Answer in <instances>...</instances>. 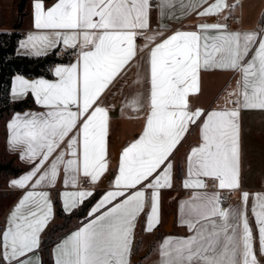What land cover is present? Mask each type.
I'll use <instances>...</instances> for the list:
<instances>
[{
    "label": "snow or ice",
    "instance_id": "snow-or-ice-1",
    "mask_svg": "<svg viewBox=\"0 0 264 264\" xmlns=\"http://www.w3.org/2000/svg\"><path fill=\"white\" fill-rule=\"evenodd\" d=\"M150 7V0H57L45 9L42 0H35L34 27L47 33L29 34L21 46L41 55L63 43L79 48V55L76 63L56 68L55 82L16 77L13 95L31 92L47 111L17 114L8 124L9 144L23 149L21 158L39 160L32 172L12 181L13 186L23 188L37 176L32 188L45 181L54 183L61 165L66 184L75 183L81 170L93 183L100 179L107 169L108 114L98 101L136 57L135 38L148 29ZM225 7L233 6L215 0L198 14L215 15ZM199 29L177 31L151 47L143 133L124 151L115 182L121 190L108 192L90 215L122 199L58 245L56 264H129L131 234L143 211L146 190H152L147 227L151 231L159 222V189L172 186L169 157L190 125L202 117L201 143L188 155V178L183 184L194 191L189 201L181 203V212L186 210L188 217L182 222L192 235L165 239L161 264H260L247 216L249 193H242V207L235 210L221 207L219 192L200 190L208 187V179L218 189L240 187L239 110H264V32H228L224 24H202ZM210 29L218 34L208 36ZM160 35L145 39L151 43ZM212 68L241 72L240 98L230 101L235 108L205 114L202 109H191L189 96L200 90V71ZM130 103L138 110L143 107L137 99ZM65 143L67 151L58 152ZM66 154L73 159L65 160ZM138 185L139 190L126 194ZM90 195L88 191L63 193L66 210ZM51 213L47 192L28 191L19 201L9 226L0 233L9 264H31L21 258L39 247V234ZM252 213L259 251L264 255V194H255Z\"/></svg>",
    "mask_w": 264,
    "mask_h": 264
},
{
    "label": "crops",
    "instance_id": "crops-1",
    "mask_svg": "<svg viewBox=\"0 0 264 264\" xmlns=\"http://www.w3.org/2000/svg\"><path fill=\"white\" fill-rule=\"evenodd\" d=\"M20 0H0V32L11 31L14 22L19 15L18 5ZM45 9L52 7L57 0H42ZM215 0H159L156 7H150L148 29L144 30V35H138L135 38L137 47V55L130 62L126 70L118 76L108 89L101 95L98 104L103 107L108 114V132L106 137V162L107 169L101 175L100 179L93 183L91 189L83 187L80 182V176H84L82 170L76 174L75 183H65V171L63 165L60 166L59 173L54 183L43 182L36 188H32V184L37 177H33L32 181L21 188L13 186L12 181L19 180L21 177L32 172L39 160H29L28 158H21L23 149L21 147L13 148L9 144V129L8 124L17 115H24L25 113H44L47 109L36 102L35 96L28 92L24 96H14L12 93L13 84L17 76H21L29 81L34 80H47L55 82L58 77L55 75L57 67H67L77 62L79 55V48L65 47L63 43L57 44L53 48L44 50V54L36 55L34 50L22 47V42L25 41L29 34L47 33V30H38L34 27V4L35 0L26 1L25 15L23 16V24L21 28L22 37L18 41L17 53L29 56H43L61 49L68 51V57L63 61H59L50 65L49 70L51 76L38 75L29 76L17 73L12 78L10 87V98L12 100H22L29 95L34 100V107L27 108L22 111H16L10 115H6L0 120V151L1 156L5 160L8 156H15L16 161L20 164L26 165L27 169L19 175L4 174L2 184L0 183V192H7L12 195V199L3 211L2 220L4 223L5 231L9 226V218L13 210L16 208L19 201L24 197L28 191L47 192L48 199L51 202L52 213L44 227L43 231L39 234V247L33 252L29 253L27 257L21 259L30 260L31 264H42V255L40 251L41 237L43 232L48 228L49 224L55 219V205L54 195H58L61 204L66 212H71L82 204L90 196L84 198L82 202L77 201L74 207L66 210L65 192H79L88 191L92 194L97 190H102L99 197L94 201L85 217L78 219L76 224L68 231L59 241L52 247V255L54 264L58 256V248L64 240L71 234L79 230L85 224L89 223L104 212L108 207L119 203L122 198L118 197L112 204L105 205L100 209V212L90 215L92 209L98 202L110 191H118L116 186V178L119 175L120 162L123 157L124 151L132 143H134L142 135L146 116L148 113L147 98L149 92L148 82V58L151 47L160 43L162 40L167 39L177 31L183 32H199V25L202 24H226L228 15H235L239 18V22L231 29L227 28L228 32L248 33L264 32V0H226L228 5L233 7H225L221 12L215 15L201 16L198 13L203 11L204 8L214 3ZM9 9L11 11L10 19L4 18V13ZM157 25L158 28L154 29L153 26ZM154 33H163L157 36L154 42L149 43L146 41V35ZM212 37L217 35L216 30H208L206 33ZM147 44V47L145 46ZM255 47V46H254ZM247 59H251V53ZM242 74L240 71L230 69L212 68L208 70H201L199 74V92L190 94L189 102L192 110L197 108L202 109L205 114L213 110H224L235 108L236 105L230 101H234L239 97L241 86L238 82L241 81ZM235 93V94H233ZM137 99L143 107L139 108L131 106V101ZM75 110V108H73ZM204 117L192 124L189 131L185 134L181 142L173 150L169 157L172 163V186L159 189V222L152 228L151 231L147 230L148 215L151 211V191L146 190V199L143 211L139 213L134 221V228L131 234V250L129 254V264H161V245L165 239L172 238L174 241L181 238H186L192 235L188 226L182 221L188 217L185 213L181 212V203L189 201L192 197L193 189L185 188L183 186L185 179H187L188 169V155L193 147H197L201 143L200 126L203 123ZM239 129H240V187L234 191V202L223 208H231L239 210L242 207V193L248 192L249 199L247 202V216L250 226L253 229L254 245L256 248V255L260 264H264V255L259 251L258 229L255 222V217L252 213V207L255 203V194H264V110L260 109H244L239 110ZM119 145V153L116 159L114 149ZM67 151L66 143L61 145L58 150ZM51 159L46 162L47 168ZM73 159L72 156L66 154L65 160ZM181 169V174L177 175V169ZM163 166L161 167V171ZM43 171V169H42ZM89 178V177H88ZM208 187L200 191L208 193L220 192L225 189H218L211 182L215 181L208 179ZM128 189L126 194L131 191L139 190ZM71 204V200H69ZM1 205V201H0ZM172 218V219H171ZM60 221V220H59ZM170 225L169 229H166ZM162 231V236L157 238L156 235ZM2 257L6 264L9 261L3 256V246L1 247ZM11 264H16L12 261Z\"/></svg>",
    "mask_w": 264,
    "mask_h": 264
},
{
    "label": "trees",
    "instance_id": "trees-1",
    "mask_svg": "<svg viewBox=\"0 0 264 264\" xmlns=\"http://www.w3.org/2000/svg\"><path fill=\"white\" fill-rule=\"evenodd\" d=\"M24 15V10L20 11L12 30L0 32V120L13 112L22 111L35 105L31 95L25 99L16 101L10 98V87L15 74L20 73L29 76L45 75L50 77V65L64 60L57 56V50L43 56H29L17 53L18 41L22 37L20 30ZM26 169L27 166L18 163L15 156L4 160L0 151V179L4 174L19 175ZM180 174L181 169L178 168L177 175L179 176ZM101 191V189L95 191L71 212H66L59 196L54 195L55 219L49 224L41 237L40 251L42 264H54L52 255L53 245L70 231L78 219L86 216L88 209L99 197ZM2 215L3 211H0V233L4 229ZM162 233V231H159L156 237H161ZM1 247L2 243H0V264H6L2 257Z\"/></svg>",
    "mask_w": 264,
    "mask_h": 264
},
{
    "label": "built area",
    "instance_id": "built-area-1",
    "mask_svg": "<svg viewBox=\"0 0 264 264\" xmlns=\"http://www.w3.org/2000/svg\"><path fill=\"white\" fill-rule=\"evenodd\" d=\"M150 4L151 7H156L159 4V0H150ZM239 22V18L235 15H228L227 17V21H226V26L228 29H231L235 26L236 23ZM154 29H157L158 26L154 25L153 26ZM142 36V35H140ZM57 56L60 59H66L68 57V51L65 49H61L57 52ZM79 182L80 184L88 189H91L93 187V182L90 180V178L86 177V176H80L79 178ZM211 185H214V182H211ZM220 196H221V205L223 207H227L229 205H231L234 200H235V195H234V191L233 190H221L220 192Z\"/></svg>",
    "mask_w": 264,
    "mask_h": 264
},
{
    "label": "rangeland",
    "instance_id": "rangeland-1",
    "mask_svg": "<svg viewBox=\"0 0 264 264\" xmlns=\"http://www.w3.org/2000/svg\"><path fill=\"white\" fill-rule=\"evenodd\" d=\"M20 3V2H19ZM26 5L24 7V10L26 9ZM19 7V5H18ZM11 17V11L9 9L6 10V12L4 13V18L6 20L10 19ZM12 156H8L6 159H10ZM0 183L2 184V178L0 179ZM12 199V195L7 193V192H0V201H1V205H0V211H4V209L6 208V206L9 204V202Z\"/></svg>",
    "mask_w": 264,
    "mask_h": 264
},
{
    "label": "water",
    "instance_id": "water-1",
    "mask_svg": "<svg viewBox=\"0 0 264 264\" xmlns=\"http://www.w3.org/2000/svg\"><path fill=\"white\" fill-rule=\"evenodd\" d=\"M26 1L27 0H20V3H19V7H18V10L19 11H23L24 10V7H25V4H26ZM114 152H115V156H116V159H117V156H118V153H119V145L117 144L115 149H114ZM172 219V218H171ZM170 228V225L167 226L166 229H169Z\"/></svg>",
    "mask_w": 264,
    "mask_h": 264
}]
</instances>
